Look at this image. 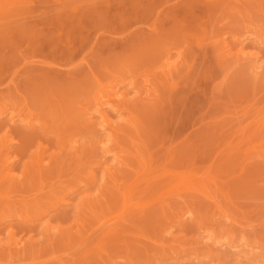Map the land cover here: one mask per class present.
Masks as SVG:
<instances>
[{
    "label": "rangeland",
    "instance_id": "obj_1",
    "mask_svg": "<svg viewBox=\"0 0 264 264\" xmlns=\"http://www.w3.org/2000/svg\"><path fill=\"white\" fill-rule=\"evenodd\" d=\"M0 264H264V0H0Z\"/></svg>",
    "mask_w": 264,
    "mask_h": 264
}]
</instances>
